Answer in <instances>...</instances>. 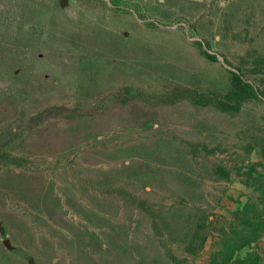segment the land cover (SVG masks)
<instances>
[{
	"label": "rangeland",
	"instance_id": "374dc122",
	"mask_svg": "<svg viewBox=\"0 0 264 264\" xmlns=\"http://www.w3.org/2000/svg\"><path fill=\"white\" fill-rule=\"evenodd\" d=\"M0 222V264H264V0H0Z\"/></svg>",
	"mask_w": 264,
	"mask_h": 264
},
{
	"label": "water",
	"instance_id": "95a60500",
	"mask_svg": "<svg viewBox=\"0 0 264 264\" xmlns=\"http://www.w3.org/2000/svg\"><path fill=\"white\" fill-rule=\"evenodd\" d=\"M3 232H4V228H3V226H2V224H1V222H0V233H3ZM4 244H5L7 247H11L9 240H6Z\"/></svg>",
	"mask_w": 264,
	"mask_h": 264
}]
</instances>
